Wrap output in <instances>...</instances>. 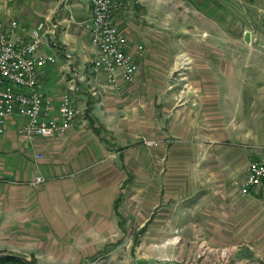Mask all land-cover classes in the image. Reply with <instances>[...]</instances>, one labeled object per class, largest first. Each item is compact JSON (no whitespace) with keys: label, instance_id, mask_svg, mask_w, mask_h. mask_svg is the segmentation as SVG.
Instances as JSON below:
<instances>
[{"label":"crops","instance_id":"crops-1","mask_svg":"<svg viewBox=\"0 0 264 264\" xmlns=\"http://www.w3.org/2000/svg\"><path fill=\"white\" fill-rule=\"evenodd\" d=\"M192 1L202 13L214 15L212 3ZM167 3L168 0H138L134 7L117 14L116 24L127 37V50L137 55L138 47L142 46L143 51L137 55L139 73L135 83L116 90L91 65L94 50L84 26L92 14L91 0H0V23L8 29L12 22H17L15 33L24 40H28L38 23L46 22L47 41L40 53L54 56L56 63L38 68L40 90L57 106L63 93L73 87L78 111L72 127L61 136L30 140L21 134L26 120L17 114L7 119L4 131L0 132V251L4 254L30 262L34 259L37 264H91L90 260L105 250L106 258L102 262L106 264H125L119 258L122 253L129 254L125 260L128 263L133 260L132 254L136 255L135 263L131 264H175L179 263L181 252L169 250L156 240L182 237L184 220L195 223L190 229L194 236L207 238L215 236L214 230H222L220 226L213 228V222L235 220L239 223L240 236L247 215L263 216L262 203L252 198L264 196L263 192L241 193L247 172L231 181L246 157L235 151H214L209 146L189 153V157L206 159L200 160L198 167L208 166L211 177L200 185L207 190L226 187L231 191L232 201L213 205L203 203L210 200L200 195L191 203L188 213L183 211L182 189L177 187L173 200L166 202L170 192L163 178L166 152L159 149L152 156L150 148L141 143V139L162 140L166 133L163 131L166 106L159 99L136 104L125 98L131 97L135 90L141 92L139 88L161 98L172 92V87H165L154 74L169 70L162 48L165 38L161 36L167 22ZM168 40L199 47L224 42L209 38ZM200 51L208 52V49ZM184 52L180 55L188 56ZM162 59L165 64L159 65L158 60ZM194 67V75L199 73L198 78L205 83L199 67ZM200 68H204L203 64ZM193 91L211 94L201 85ZM193 104L196 111H204L203 121L212 125L214 118L213 114L207 116V100ZM185 108L180 104L173 112L176 135L182 137L189 134L187 129L182 132V127L193 126L190 113H184ZM212 158L217 159L215 163L209 161ZM214 165L221 174L216 179H225L224 182L215 180L216 172L210 170ZM224 168L229 173L224 174ZM38 176L45 181L32 185ZM200 185L192 188L200 189ZM243 197H250L255 203ZM135 236L139 238L136 246ZM163 260L166 262L161 263Z\"/></svg>","mask_w":264,"mask_h":264},{"label":"rangeland","instance_id":"rangeland-1","mask_svg":"<svg viewBox=\"0 0 264 264\" xmlns=\"http://www.w3.org/2000/svg\"><path fill=\"white\" fill-rule=\"evenodd\" d=\"M207 1L212 3L214 9L212 17L202 13V10L192 0H168L167 22L162 32L164 34L161 36L165 38V46L162 48L163 53L167 55L165 60L168 61L169 70L164 74L160 71L154 74L157 79L161 78L165 87L171 86L172 92L161 98L160 95L153 97L151 93L150 95L146 93V89L144 91L139 88L141 92L135 90L131 97L129 95L125 98V100L133 101L136 104L141 101H158V99L164 102L167 118L164 121L163 131L165 130L166 133L161 137L162 140L156 141L158 146L150 148V151L153 156L154 152H158L159 149L165 150L163 178L166 190L170 191L166 196V202H171L173 193L177 191V187H181L180 203L183 211L188 213L191 203L200 195H202L201 198L210 200V202L203 203L213 205L220 206L232 201L231 191L226 187L221 189L220 186L207 190L200 185L206 184L207 178H210L211 174L208 166L198 167L200 166L198 165L199 161H205V158L189 157L191 150L210 147L214 151L229 150L240 153V156L244 155L245 162L243 165L237 166L238 169L233 175L235 178L231 179L232 182H235L236 177H239L241 173L247 172L248 175L249 164L256 160L260 148L264 146V0ZM138 11L141 12V9ZM208 20L211 21L210 24L207 22ZM247 32L250 33L249 43L245 41ZM170 38H175L177 41L190 38H209L224 42L222 45L199 47L181 45L180 42L169 41ZM200 49H208V52H201ZM184 51H187L188 56L180 55L185 53ZM196 52L201 55L191 57L190 53L196 54ZM158 61L159 65L165 64L164 59ZM202 64L203 69L200 68ZM91 65L93 67V62ZM194 66L199 67L198 71H201L205 83L198 78L200 77L199 73L195 76L192 72ZM158 70L159 67L156 71ZM163 75L164 77H161ZM199 85L203 89L207 88L211 94L194 93L193 89ZM164 99L166 100L164 101ZM205 99L209 103L206 111L208 112L207 116L213 114L212 125H207L203 121L204 111H196L193 104ZM180 104L186 106L184 113H190L193 122V126L182 127V132L187 129V133H189L187 137L176 135L175 132L173 112L175 108L180 107ZM168 115H171L170 118ZM196 115H198L197 118ZM178 128L181 127L178 126ZM206 134L208 136H205ZM104 136L112 138L113 141L116 140L115 137L106 133ZM143 140L141 139L142 144ZM148 140L155 141L151 138ZM118 150H122V148L118 147ZM151 159L157 160L154 157ZM216 160L212 158L209 161L215 163ZM217 169L214 165L210 170L220 171V168ZM229 171L224 168L223 173L226 174ZM216 176L221 177L220 172L215 173V180L217 182L225 181L218 177L216 179ZM195 184H199L201 188L193 189ZM243 198L251 200L250 197ZM252 198L262 203L264 213V196L256 195ZM245 203L248 204L247 201ZM249 203L255 202L249 201ZM182 224L184 229L182 237L156 240L157 243H164L166 247L171 248L169 250L175 249V252H181L178 257L179 263L175 264H264V214L263 216L261 214L247 215L245 227L240 232V236H238L237 229L239 223L235 220L213 222V228L215 226L217 229V226H220L222 230L219 232L214 230L215 236L207 238L193 235L190 230L195 224L193 221L184 220ZM218 233L219 235H217ZM221 233L222 236H220ZM133 240L136 246L139 238L135 236ZM150 240L155 241V239ZM104 251L98 253L96 258L93 257L90 263L106 264L102 262L106 258ZM134 251L135 249H133ZM0 255L8 254L0 251ZM99 256L101 259L98 260ZM119 258L125 264H131L135 263L136 255L132 254L133 260L130 259L129 263L125 262L126 259H129V254L122 253ZM165 262L163 260L161 263ZM31 263L37 264L34 259H31Z\"/></svg>","mask_w":264,"mask_h":264},{"label":"built area","instance_id":"built-area-1","mask_svg":"<svg viewBox=\"0 0 264 264\" xmlns=\"http://www.w3.org/2000/svg\"><path fill=\"white\" fill-rule=\"evenodd\" d=\"M138 0H91L92 14L84 23L94 49L93 67L106 77L110 87L119 90L134 82L138 73L137 55L127 50L128 40L116 24L119 11L134 7ZM17 22L6 29L0 23V132L4 131L8 118L17 114L26 122L21 134L34 140L39 137L61 136L74 124L78 111L74 106L73 87L63 93L55 106L40 90L37 70L40 66L56 63L52 55L40 53L46 39V22H40L31 31L28 40L17 36ZM147 148L158 146L153 140L144 139ZM42 158V156H39ZM38 176L32 185L43 183ZM254 191L264 194V146L258 158L248 166V175L241 193L250 195Z\"/></svg>","mask_w":264,"mask_h":264},{"label":"water","instance_id":"water-1","mask_svg":"<svg viewBox=\"0 0 264 264\" xmlns=\"http://www.w3.org/2000/svg\"><path fill=\"white\" fill-rule=\"evenodd\" d=\"M245 41L247 43H249V41H250V33L249 32H247L246 35H245ZM4 256H11V257H14V258H16L18 260V262L9 263V264H32L31 262L27 261L23 257L14 256V255H0V257H4Z\"/></svg>","mask_w":264,"mask_h":264},{"label":"trees","instance_id":"trees-1","mask_svg":"<svg viewBox=\"0 0 264 264\" xmlns=\"http://www.w3.org/2000/svg\"><path fill=\"white\" fill-rule=\"evenodd\" d=\"M14 262H18V260L14 257H10V256L0 257V264H9Z\"/></svg>","mask_w":264,"mask_h":264}]
</instances>
